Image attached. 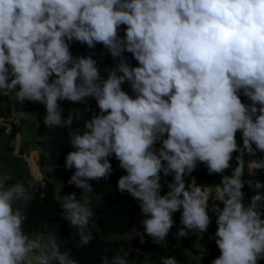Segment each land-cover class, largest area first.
I'll return each mask as SVG.
<instances>
[{
  "label": "clouds",
  "instance_id": "obj_1",
  "mask_svg": "<svg viewBox=\"0 0 264 264\" xmlns=\"http://www.w3.org/2000/svg\"><path fill=\"white\" fill-rule=\"evenodd\" d=\"M74 43L102 45L114 66L102 76L103 59L74 56ZM0 97L12 117L30 102L45 108V128L67 129L63 167L82 192L59 196L60 216L77 230L76 247L94 239L91 182L111 177L114 157L126 173L117 190L143 217V232L132 230L141 244L165 241L178 212L177 241L206 234L211 213L220 254L210 264L264 261V181L250 198L244 191L246 175L264 174V0H0ZM61 102L86 104L90 118L75 124L82 117L65 116ZM199 165L219 182L198 184ZM10 179L0 177V264H79L57 228L46 240L25 230L34 184ZM108 251L100 264H131Z\"/></svg>",
  "mask_w": 264,
  "mask_h": 264
},
{
  "label": "trees",
  "instance_id": "obj_2",
  "mask_svg": "<svg viewBox=\"0 0 264 264\" xmlns=\"http://www.w3.org/2000/svg\"><path fill=\"white\" fill-rule=\"evenodd\" d=\"M121 35H123V27L121 29ZM71 51L74 56L76 55H87L89 51H95L98 55L94 58H102L104 63L101 65V75L106 76L103 71L104 67L114 66L110 55L106 53L102 45H97L94 50H88L85 45H80L79 43H74L71 47ZM99 54H103L101 57ZM130 57V54H125ZM133 66H136L135 60L131 61ZM124 90L129 91L128 85H124ZM241 99L245 103H250L246 98L241 96ZM20 105V104H19ZM61 106L65 108L64 115L72 114L73 116H80L82 119L75 121V124H82L83 118H90L91 113L87 112V105L81 104H70L68 102H61ZM88 106L94 110L98 111L94 100H90ZM17 110L27 113L26 116L20 117V126L11 125L9 133H6V127L0 124V139H4L7 143L4 149L5 155L3 157L4 167L0 171V177L9 176L5 175V171L9 168L7 167L8 158L14 157L11 152L12 148L8 146V142L13 140L16 134L21 133L23 128L31 126L30 132L22 134V138L25 137V145L32 146L39 155V165L42 171V184H38L33 188L34 198L31 202L24 207V211L28 217L25 225V230L29 233H39L43 232L45 240L49 235L52 228H57L56 235H60L61 239L67 240V248L70 250L75 259L78 260L79 264H100L101 257L105 254V250L108 249V255L119 253L124 255L122 249L124 245L122 240L132 235V230L136 229L140 232L143 231L141 227V220L143 219L140 214V208L138 202L135 201L130 195L124 193L121 195L117 190V180L121 175H124V171H121L116 166V160L111 158V163L114 168V172L111 177L107 180L93 181L92 187L93 192L89 194L90 204L92 206L94 216L92 219L93 225H89L87 231L91 232L94 239L87 246L76 247L79 240L77 230L75 228H69L68 222L64 221L61 216V208L59 196L75 192L77 198L80 197L82 192L81 189H77L74 185H68L67 182H60L57 185L54 176L50 173L47 168L57 169L59 171H66L67 173L63 176H67L69 179L72 175L73 170H65L64 159L67 152L71 150L68 144L67 129L66 128H53L47 129L44 127L42 120L45 115V108L39 104H32L30 102H25L20 107H16ZM7 116H10V110ZM4 115L3 113H1ZM1 115V116H2ZM33 119V121H32ZM38 126V128H35ZM76 125H74L75 127ZM33 131V138L29 139L31 132ZM238 142L240 141V136L237 134ZM159 147V145H157ZM258 157L262 154L258 153ZM22 160V159H20ZM23 161V160H22ZM24 165L26 163H23ZM20 167L19 160L14 161V166ZM45 167V168H44ZM19 172V171H16ZM230 174V173H225ZM197 178L198 184L204 186L214 185L219 182L220 177L218 175L209 176L206 173V169L203 165H199L197 170L192 174ZM224 175V174H222ZM11 179L7 183H15L16 181L28 182L32 180L29 172L28 174L17 173L14 176H10ZM62 177V176H61ZM246 180H250V184H246L244 189L246 193V198H250L255 194V189L253 187L255 180L259 179L264 181V174L248 177H244ZM169 182L171 181V176L167 178ZM163 183V180H162ZM61 188V192L56 191V187ZM167 192L165 187L162 190V195ZM58 196V197H57ZM179 217L180 213L174 214V219L176 225L172 228L173 230L179 227ZM215 221V216H213ZM112 235L111 237H109ZM147 244L144 249V253H138L134 250L128 254L130 262L140 264L146 259H149L154 264H161L162 256H175L179 261V264H196L191 261V259L197 260L200 257L201 251L192 248L186 240H183L180 246H175L172 248H165L163 244L153 243L150 237L146 240ZM219 251H210L209 257L212 259L219 256ZM259 264H264V261H260Z\"/></svg>",
  "mask_w": 264,
  "mask_h": 264
},
{
  "label": "rangeland",
  "instance_id": "obj_3",
  "mask_svg": "<svg viewBox=\"0 0 264 264\" xmlns=\"http://www.w3.org/2000/svg\"><path fill=\"white\" fill-rule=\"evenodd\" d=\"M11 103L12 102L9 101L7 97H0V124L6 127V133L10 132V129L12 127L11 125H15L16 127L20 126V119H21L20 117H12L11 115L7 116L9 114L8 110H10ZM15 107L19 108L20 105L17 103ZM1 113H3L4 115H2ZM31 128H32L31 126H28L27 128H23L21 133L16 134L15 138L8 142V146L12 148L11 154L14 157L8 158V160H6L7 167L9 169L5 171V175L8 174L9 176H12V175L14 176L17 173L28 174L29 172L30 176L32 177V180H29L28 182H32L35 187L38 184H42V179H36L37 177H42V174H41L42 171L40 169V165L38 164L39 155L32 146L25 145V137L22 138V134H26L27 132H30ZM35 128H38V126H35ZM32 138H33V131L31 132L29 139H32ZM6 146H7V143H5V140L1 138L0 139V171L2 170V168L6 167V166L4 167V160H3V157L5 155L4 149L6 148ZM245 158L246 160L248 159V157H245ZM20 159H22L23 161ZM15 160H19L20 167H17V168L12 167L14 166ZM23 163H26V164L24 165ZM116 166L121 171V169L118 166L117 161H116ZM47 170L50 173H52L56 182L58 183L57 185H60V182L62 181L67 182L69 180L67 176H63L67 173L66 171L61 172L57 169H52V168H47ZM16 171H19V172H16ZM61 190L62 189L59 188L58 186L56 187L57 192L58 191L61 192ZM213 195H214V191H213ZM209 214L210 216H212V223L210 224L209 230L206 234L194 232V233H190L187 238H182L180 241H177L174 238L175 233L177 231V229L175 228L174 230L171 229L166 240L161 241L160 244H163L165 248L169 249V248L175 247L177 244H181L183 240H186L192 248L198 251H201V245H202L205 248H207V253L203 255L202 259L200 256L197 260L191 259V261L196 264H210L211 258L209 257L210 256L209 252L216 251V250L219 251V250L216 247L214 239H213L214 233L216 230L215 221L213 220L214 215H212L211 213ZM90 225L91 226L93 225L92 221ZM111 236L112 235H110L109 237ZM147 238L148 237L146 236L145 243L141 244L140 240L137 237L133 236V234L125 237L122 240V244L124 245L122 249L123 253L129 254L131 253L132 250H134L138 253L140 252L143 254L144 249L147 244L146 242ZM131 264H136V263L132 262ZM140 264H154V263L151 262L149 259H146V261H143Z\"/></svg>",
  "mask_w": 264,
  "mask_h": 264
}]
</instances>
